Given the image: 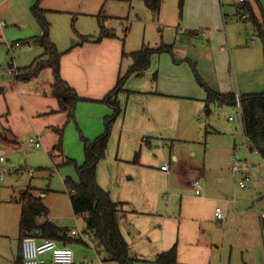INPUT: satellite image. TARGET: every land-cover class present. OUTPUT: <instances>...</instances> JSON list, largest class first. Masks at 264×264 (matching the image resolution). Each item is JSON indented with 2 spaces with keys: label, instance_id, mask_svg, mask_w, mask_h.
I'll return each mask as SVG.
<instances>
[{
  "label": "rangeland",
  "instance_id": "1",
  "mask_svg": "<svg viewBox=\"0 0 264 264\" xmlns=\"http://www.w3.org/2000/svg\"><path fill=\"white\" fill-rule=\"evenodd\" d=\"M219 1L222 11L219 3L215 10L214 0H162L159 13L153 15L140 0H0V264H16L17 261L20 214L17 201L24 191L35 189L31 193L42 198L49 209L46 216L52 223L61 228L75 226L63 181L68 177L77 180L78 177L74 166L66 160L73 159L78 165L82 163V138L86 139L88 135L80 131L76 119L81 129L90 132V114L95 112L94 106L78 102L74 120L66 122L63 114L52 113L56 101L50 96V91L55 77L49 64H40L39 72H32L28 79L17 78L14 68L18 67L19 75H22V67L32 65L35 68L40 59L50 58L44 55V49L40 46L25 43L39 30L31 7L37 3L47 10L45 19L49 23V40L61 58L79 44L77 34L98 38L101 29H111L108 32L112 31L118 38L126 56L122 71H119L120 76L126 73L124 68H128L131 62V52L143 46L153 49L171 46L170 52L151 55L156 60L161 57V63L182 72L183 67L187 68L191 76L185 77L189 80L193 79V73L188 59L191 55L201 54L202 63L198 66L202 68V80L209 82V87H217L219 80L227 77L232 92L237 95L264 92V40L255 34L257 30L252 19L239 18L237 12L241 9L236 0ZM248 1L258 24L264 27V0ZM216 19L221 26L218 23L219 31L210 34L212 29L208 27ZM198 23L202 24V29H199ZM220 46H223L222 51ZM193 51L195 54H192ZM196 71L198 73L197 68ZM132 80H136L137 85L145 78L133 75L127 83ZM127 83L115 96L118 109L119 96L125 94L124 86ZM204 105L195 118L198 124H194L202 125V143L204 129L222 133V136L215 137L206 134V140L211 143L215 154L228 144L233 150L235 143L237 148L233 153H236L237 159L247 160L252 168L256 202L252 199L251 190L247 189L249 210L253 215L264 211V196H259L260 191L264 192V157L255 151L245 155V141L240 116L235 114V105L216 101L207 107L208 114L204 112ZM112 108L117 114L116 109ZM230 116L233 119H229ZM116 118L111 122V127ZM56 127L63 129L61 152L53 150L56 135L52 129ZM1 138L8 145L2 143ZM29 139L39 140L41 147L29 146ZM14 143L19 146L13 148ZM238 175L236 178L233 174L231 176L229 195L235 192ZM218 197L225 199L227 195L223 193ZM226 228H219L213 221L212 230L203 235L212 253L208 264H264V248L257 224L254 230L243 232L244 226ZM72 245V242L68 244L69 247ZM88 248V264H117L107 260L101 262L104 254L100 259L90 245ZM43 257L49 262L48 253ZM132 264L155 262L154 259L134 260Z\"/></svg>",
  "mask_w": 264,
  "mask_h": 264
},
{
  "label": "crops",
  "instance_id": "2",
  "mask_svg": "<svg viewBox=\"0 0 264 264\" xmlns=\"http://www.w3.org/2000/svg\"><path fill=\"white\" fill-rule=\"evenodd\" d=\"M218 1L214 0L215 10L219 3L222 11V4ZM249 5L255 16L250 2ZM255 19L258 21L256 16ZM218 23L221 26V22L216 19L213 25L208 27L212 29L210 34L219 31ZM198 24L199 29H202V24ZM108 30L106 29L107 32ZM35 35H40V29ZM25 43L39 46L32 42L31 38ZM120 44L114 34L101 35L94 42L75 45L69 54L59 57V75L80 97L77 103L95 107V112L90 114V132L81 129L79 120L76 119L80 131L88 135V140L104 132V118L114 113V109L103 102V98L114 87L120 75L119 71L124 66L123 59L126 56ZM222 49L223 46H220L221 51ZM160 60L161 57L156 60L150 55L148 66L140 75L145 78L143 82L136 85L137 81L132 80L127 83L135 74L127 78L125 94L119 96L120 108H115L117 118L110 130L106 155L98 160L95 170L99 187L107 191L113 201L124 203L125 216L119 227L134 260L154 259L157 253L176 245L178 263L208 264L212 253L210 244L203 235L212 230L216 207L226 211L223 225L215 224L216 226L227 227L226 230L244 226L245 230H241L243 232L254 230L257 224L264 248V211L252 214L248 207L247 189L238 187L237 181L233 197L229 195L231 176L233 174L234 178L237 177L230 166L233 150L237 146L234 143L232 150L228 144L218 149L215 154L210 147L211 143L206 140V134L215 137L222 136V133L204 129L202 143V125L194 126L202 104H205L203 107L206 114L209 113L207 107L212 104L205 101L206 92L199 81L217 93L226 94L232 92L229 79L225 77L224 80H219L217 87H209V82L202 80V68L198 66L202 63L201 54L191 55L188 59L193 73V79L190 80L187 79L191 76V73L186 71L187 68L183 67L182 72L161 63ZM131 65L132 60L128 68H124L125 71ZM29 66L22 67V71ZM9 69L12 68L9 66ZM14 69L18 76L19 68ZM243 94L252 93L240 95ZM238 95L236 93V97ZM50 96L52 97L51 91ZM75 106L77 107V104ZM52 110H55L52 112L54 114H63L66 119L65 113L58 111L57 102ZM56 141L57 136L54 143ZM244 141L247 156L252 150L247 145L245 136ZM136 152L138 157L137 162H134ZM164 164L168 165L166 171L160 169ZM238 176L239 180L241 177ZM193 179H198L201 183L200 195L194 194ZM64 191L67 194L65 188ZM223 193L227 195L225 199L218 197ZM67 198L71 208L68 194ZM48 211L47 208L46 215ZM72 217L75 226L62 229L66 230V236L74 240V245L70 246L74 261L78 264H88L89 245L102 259L104 253L98 251L92 238L84 232L85 223L82 217L75 215L73 211ZM45 218L49 220L47 216Z\"/></svg>",
  "mask_w": 264,
  "mask_h": 264
},
{
  "label": "trees",
  "instance_id": "3",
  "mask_svg": "<svg viewBox=\"0 0 264 264\" xmlns=\"http://www.w3.org/2000/svg\"><path fill=\"white\" fill-rule=\"evenodd\" d=\"M130 2L132 0H123ZM148 7L149 11L157 15L162 0H140ZM257 2V0H255ZM182 2V1H181ZM241 10L247 11L248 19H252L256 28V32L264 40V27L258 24L253 15V11L247 1L244 5L239 6ZM31 14L40 29V35L31 37V41L38 44L44 49V55H49V59H40L37 62V67L30 65L22 75L17 78L28 79V76L33 73H38V66L41 64H49L53 67L54 82L51 85V95L56 99L58 111L66 115V122L74 119L75 105L80 97L71 89L67 83L61 79L59 75V57L60 53L56 50L54 44L49 40V23L45 19V10L40 8L37 3L31 7ZM240 18V12H237ZM98 18L99 15H98ZM241 19V18H240ZM99 20V19H98ZM242 20V19H241ZM112 36L113 33L101 29L98 36ZM79 43L94 42L97 37L81 36L77 34ZM171 46H162L157 49L143 46L137 51L129 54L132 65L123 76H118L115 86L103 98V102L117 108L115 96L124 85L126 79L135 74L140 76L149 64V57L152 53L170 52ZM200 84L205 89L207 103L224 102L229 105H236L238 101L241 109L242 130L246 138V143L251 150L258 152L264 157V92L238 95L233 92L226 94L217 93L206 87L201 81ZM114 115L105 118L104 132L98 135L93 140L83 139L84 159L80 165L73 159H68L66 162L73 165L77 172V180L66 178L64 188L69 196L70 205L75 215L82 217L85 223L84 232L88 234L100 253H104V260L114 261L117 264H132L134 257L130 252L119 227V223L124 219L125 211L123 210L124 203L113 201L107 191H104L96 182V164L98 160L106 155V147L110 134L111 122ZM53 132L57 136V141L53 145V150L61 152L62 128H53ZM2 143L8 142L1 138ZM18 146L14 143L13 147ZM138 157L137 152L134 156V162ZM29 189L24 191L17 201L20 207L18 220V240L19 254L16 264H22L20 251V242L25 237H34L36 239H54L59 244L67 246L73 242L71 237L65 235L66 230L59 228L51 221L47 220V208L45 207L41 197L33 195ZM44 217V218H42ZM155 264H180L177 261V248L173 245L166 251L157 253L154 257Z\"/></svg>",
  "mask_w": 264,
  "mask_h": 264
},
{
  "label": "built area",
  "instance_id": "4",
  "mask_svg": "<svg viewBox=\"0 0 264 264\" xmlns=\"http://www.w3.org/2000/svg\"><path fill=\"white\" fill-rule=\"evenodd\" d=\"M248 0H236L239 6L244 5ZM240 18L242 20H248L249 14L247 11H240ZM255 34H257L255 32ZM17 44V43H16ZM236 115L241 118V109L238 101L236 102ZM229 119H233L232 116ZM28 144L30 146L39 147V140L29 139ZM246 147V146H245ZM247 150V148H246ZM0 160H2L0 158ZM161 170H168V165L164 164L160 167ZM231 169L234 174H239L240 179L237 181V185L243 189L252 190V199L256 202V194L254 193L253 178L251 175V166L247 160L237 159L236 153H233L231 158ZM2 174L0 175V179ZM192 187L195 195H200L202 192V186L198 179L192 180ZM259 196H264V192L260 193ZM214 220L215 224L218 226L223 225L226 220V211L221 207H216L214 209ZM74 231L71 232L73 234ZM20 251L22 257V264H45L44 254H49L50 264H78L74 261V254L70 247L59 245L54 239H41L37 240L34 237H25L20 242Z\"/></svg>",
  "mask_w": 264,
  "mask_h": 264
}]
</instances>
